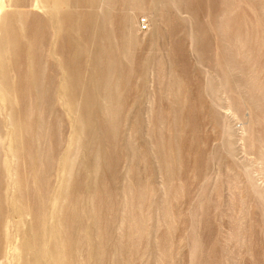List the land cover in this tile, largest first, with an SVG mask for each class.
Returning <instances> with one entry per match:
<instances>
[{"label": "rangeland", "instance_id": "1", "mask_svg": "<svg viewBox=\"0 0 264 264\" xmlns=\"http://www.w3.org/2000/svg\"><path fill=\"white\" fill-rule=\"evenodd\" d=\"M0 264H264V0H0Z\"/></svg>", "mask_w": 264, "mask_h": 264}, {"label": "built area", "instance_id": "2", "mask_svg": "<svg viewBox=\"0 0 264 264\" xmlns=\"http://www.w3.org/2000/svg\"><path fill=\"white\" fill-rule=\"evenodd\" d=\"M140 27H142V29H145V24H144V21H140Z\"/></svg>", "mask_w": 264, "mask_h": 264}]
</instances>
